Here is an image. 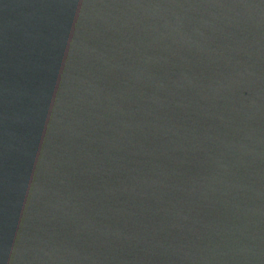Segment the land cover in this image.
I'll return each instance as SVG.
<instances>
[{"label": "water", "instance_id": "water-1", "mask_svg": "<svg viewBox=\"0 0 264 264\" xmlns=\"http://www.w3.org/2000/svg\"><path fill=\"white\" fill-rule=\"evenodd\" d=\"M0 264H264V0H0Z\"/></svg>", "mask_w": 264, "mask_h": 264}]
</instances>
